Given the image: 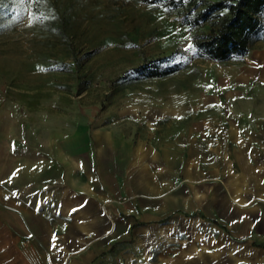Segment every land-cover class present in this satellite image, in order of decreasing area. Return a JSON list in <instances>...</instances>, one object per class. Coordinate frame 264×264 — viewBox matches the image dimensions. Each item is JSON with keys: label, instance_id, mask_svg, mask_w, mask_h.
<instances>
[{"label": "crops", "instance_id": "0c3cea01", "mask_svg": "<svg viewBox=\"0 0 264 264\" xmlns=\"http://www.w3.org/2000/svg\"><path fill=\"white\" fill-rule=\"evenodd\" d=\"M254 59L224 72L225 97L204 90L201 117L167 140L73 118L40 125L0 102V264H96L133 239L143 254L165 220L166 264H264V102L252 81L264 57ZM198 159L224 174L202 210L175 194ZM176 220L190 224L182 240Z\"/></svg>", "mask_w": 264, "mask_h": 264}, {"label": "rangeland", "instance_id": "374dc122", "mask_svg": "<svg viewBox=\"0 0 264 264\" xmlns=\"http://www.w3.org/2000/svg\"><path fill=\"white\" fill-rule=\"evenodd\" d=\"M206 1L217 0H184L186 5L178 8L139 0H42L32 3L31 12L46 18L30 22L27 0H0V102H12L25 119L40 125L73 118L97 126L153 130V136L167 140L170 131L177 130L174 126L201 117L204 90L225 97L229 85L224 72L236 77L254 58L264 57L262 38L255 39L244 56L224 60L196 49L194 40L209 32L215 18L196 24L187 20ZM260 18L264 23V11ZM150 61L176 69L157 77L130 73ZM262 65L252 80L259 104L264 102ZM230 86L246 87L240 79ZM198 162L189 178L179 174L175 194L179 204L186 199L202 210V192L208 194L204 204L209 206V196L220 193L216 186L224 182V174L206 171L208 166L202 172V159ZM167 221L155 230L161 239L153 240L149 249L143 246V254L136 253L142 246H135L133 239L96 264H166L171 249L165 239ZM189 225L176 220L174 236H188Z\"/></svg>", "mask_w": 264, "mask_h": 264}, {"label": "trees", "instance_id": "16d2710c", "mask_svg": "<svg viewBox=\"0 0 264 264\" xmlns=\"http://www.w3.org/2000/svg\"><path fill=\"white\" fill-rule=\"evenodd\" d=\"M146 3H162L172 8L183 7L184 0H139ZM196 4V2H195ZM224 11V13H221ZM264 11V0H217L206 1L188 23L196 24L213 16V26L208 33L194 40V46L206 57L224 60L244 56L251 43L258 38L264 39V23L260 14ZM175 67L161 68L153 61L139 64L130 73L145 77L163 76L174 71Z\"/></svg>", "mask_w": 264, "mask_h": 264}, {"label": "snow or ice", "instance_id": "6c2138e0", "mask_svg": "<svg viewBox=\"0 0 264 264\" xmlns=\"http://www.w3.org/2000/svg\"><path fill=\"white\" fill-rule=\"evenodd\" d=\"M20 2H21V3H24L25 0H20ZM33 2L41 3L42 0H27V3H28V9H27V12H28V16H29V18H30V22H31V21H34V20H37V19H45L46 17H36V16H34V14L31 12V5H32ZM186 39H187V38H186ZM192 48H193L192 44L189 43V44H188V47H187V51H191ZM12 175L15 176L16 173L13 172ZM13 195H15V193H13ZM5 198H7V197H5ZM73 211H75V209H73ZM52 239H53V241H55V239H56L55 234H53Z\"/></svg>", "mask_w": 264, "mask_h": 264}]
</instances>
